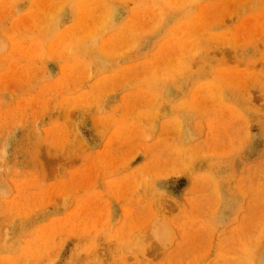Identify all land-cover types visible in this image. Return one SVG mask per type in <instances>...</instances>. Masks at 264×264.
<instances>
[{
    "label": "rangeland",
    "instance_id": "obj_1",
    "mask_svg": "<svg viewBox=\"0 0 264 264\" xmlns=\"http://www.w3.org/2000/svg\"><path fill=\"white\" fill-rule=\"evenodd\" d=\"M0 264H264V0H0Z\"/></svg>",
    "mask_w": 264,
    "mask_h": 264
},
{
    "label": "bare ground",
    "instance_id": "obj_2",
    "mask_svg": "<svg viewBox=\"0 0 264 264\" xmlns=\"http://www.w3.org/2000/svg\"><path fill=\"white\" fill-rule=\"evenodd\" d=\"M55 16H56V15H55ZM55 16H54V17H55ZM53 19H54V18H53ZM54 21H55V20H54ZM84 23H85V22H84ZM49 28H50V27H49ZM52 28H53V27H52ZM137 28H138V27H137ZM63 55H64V54H63ZM80 72H81V71H80ZM80 75H81V74H80ZM82 78H83V77H82Z\"/></svg>",
    "mask_w": 264,
    "mask_h": 264
}]
</instances>
